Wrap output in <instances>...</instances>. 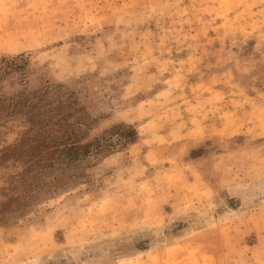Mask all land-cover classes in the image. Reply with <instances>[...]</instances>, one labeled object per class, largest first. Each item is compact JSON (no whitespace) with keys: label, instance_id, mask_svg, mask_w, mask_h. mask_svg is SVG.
Returning a JSON list of instances; mask_svg holds the SVG:
<instances>
[{"label":"rangeland","instance_id":"374dc122","mask_svg":"<svg viewBox=\"0 0 264 264\" xmlns=\"http://www.w3.org/2000/svg\"><path fill=\"white\" fill-rule=\"evenodd\" d=\"M13 56L136 138L22 212L0 164V264H264V0H0Z\"/></svg>","mask_w":264,"mask_h":264},{"label":"trees","instance_id":"16d2710c","mask_svg":"<svg viewBox=\"0 0 264 264\" xmlns=\"http://www.w3.org/2000/svg\"><path fill=\"white\" fill-rule=\"evenodd\" d=\"M25 66L23 56L0 59V80L16 72L22 85L9 97H0V128L15 125L22 129L13 145L0 151V164L10 162L20 169L15 182L23 195L7 199L19 212L40 197L53 198L55 190L76 183L91 161L132 144L136 138L133 127L124 124L90 137L98 119L80 103L77 93L62 84L45 82L27 90ZM47 172L53 175L49 180Z\"/></svg>","mask_w":264,"mask_h":264}]
</instances>
